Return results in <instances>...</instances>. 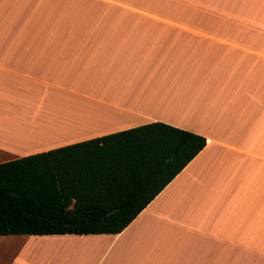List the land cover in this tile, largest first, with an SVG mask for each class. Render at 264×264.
<instances>
[{
    "label": "crops",
    "instance_id": "1",
    "mask_svg": "<svg viewBox=\"0 0 264 264\" xmlns=\"http://www.w3.org/2000/svg\"><path fill=\"white\" fill-rule=\"evenodd\" d=\"M155 122L206 145L126 229L0 264H264V0H0V164Z\"/></svg>",
    "mask_w": 264,
    "mask_h": 264
},
{
    "label": "trees",
    "instance_id": "2",
    "mask_svg": "<svg viewBox=\"0 0 264 264\" xmlns=\"http://www.w3.org/2000/svg\"><path fill=\"white\" fill-rule=\"evenodd\" d=\"M155 122L0 164V236L116 235L205 147Z\"/></svg>",
    "mask_w": 264,
    "mask_h": 264
},
{
    "label": "rangeland",
    "instance_id": "3",
    "mask_svg": "<svg viewBox=\"0 0 264 264\" xmlns=\"http://www.w3.org/2000/svg\"><path fill=\"white\" fill-rule=\"evenodd\" d=\"M1 237V236H0ZM20 238L19 239H22V240H24L25 241V239H29V237H31V236H19ZM3 254V256H4V253H2ZM7 255H10V254H8L7 253ZM0 256H1V252H0Z\"/></svg>",
    "mask_w": 264,
    "mask_h": 264
}]
</instances>
